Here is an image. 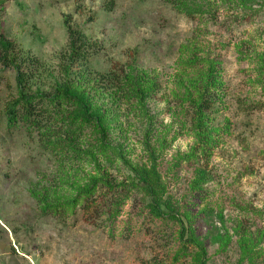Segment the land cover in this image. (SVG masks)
I'll return each mask as SVG.
<instances>
[{
  "label": "rangeland",
  "instance_id": "rangeland-1",
  "mask_svg": "<svg viewBox=\"0 0 264 264\" xmlns=\"http://www.w3.org/2000/svg\"><path fill=\"white\" fill-rule=\"evenodd\" d=\"M174 2L0 0V32L42 65L32 73L28 94L64 82L60 58L68 54L70 20L95 45L70 78L77 80L84 69L92 78L127 63L159 73L164 91L148 107L151 115L163 113L156 121L167 138L166 149L153 156L160 135L147 139L145 121L115 139V150L97 167L61 159L37 133L21 123L10 126L7 111L19 88L16 71L0 64V264H198L199 248L184 246L182 232L204 243L205 264H264V0ZM184 46L220 59L227 88L225 105L209 114L210 128L219 132L204 163L208 182L198 191L192 187L197 166L183 159L194 145L189 117L166 112L172 91H178L174 80ZM134 168L160 188L169 217L154 216L150 197L125 186L117 194L104 187L96 217L79 204L63 214L40 208L46 191L72 203L80 177L84 185L90 175L127 184ZM239 223L262 233L254 234L261 238L254 262L239 247Z\"/></svg>",
  "mask_w": 264,
  "mask_h": 264
},
{
  "label": "trees",
  "instance_id": "trees-1",
  "mask_svg": "<svg viewBox=\"0 0 264 264\" xmlns=\"http://www.w3.org/2000/svg\"><path fill=\"white\" fill-rule=\"evenodd\" d=\"M174 3L180 5L179 0ZM181 5L183 7L186 4ZM69 21L66 20L68 54H63L60 58L64 82H55L52 91L38 90L34 94H28V84L32 73L40 70V60L20 50L15 41L0 32V64L16 71L19 88L18 99L9 105L7 111L10 126L21 123L30 133H37L43 147L61 159L67 157L66 161H85L95 167L100 165L101 158H108L115 150V139L125 138L130 129H137L145 121L147 139L155 132L160 135L159 148L153 147V156L157 151L165 150L167 138L164 131L159 130L156 121L157 116L163 113L151 115L148 107L150 101L164 91L160 74L153 70H141L134 64L127 63L125 66L116 64L113 69L92 78H87L88 70L84 69L76 74L79 75L77 80L71 79L72 69L79 63L84 65L89 61L90 52L95 45L83 30L72 27ZM221 63L220 59L205 54L201 48L182 47L174 80L178 91H172V104L166 108V112L171 115L177 112L189 117L194 145L183 159L197 166L192 185L194 191L201 190L202 183L208 182L209 172L204 163L210 161L215 146L213 135L219 132V129L210 128L209 114L219 111L225 105L227 96ZM145 147H150L148 141ZM61 165V169L66 167ZM133 172L134 175L127 184L113 183L110 179L101 182V177L90 175L84 185L80 183V177L74 184L78 194L72 203L63 201L56 190L46 191L40 198V208L45 214H49V211L63 214L65 211H75L76 206L72 205L79 204L84 213L92 218L100 209L97 200L98 195L103 194L104 187L117 194L125 186L129 190H141L150 197L149 207L154 216L161 219L169 217L158 194L160 188L148 180L146 171L139 172L134 168ZM54 185L53 188H57L59 184ZM112 205L116 209L121 207L120 201ZM235 230L240 236L239 247L243 256L254 262L259 255L255 248L261 242V238L254 234L261 237L262 233L258 231L253 234L250 227L243 223H239ZM190 235L186 237L182 232L183 245L193 244L199 248L201 259L198 264H205L204 243L194 233Z\"/></svg>",
  "mask_w": 264,
  "mask_h": 264
}]
</instances>
